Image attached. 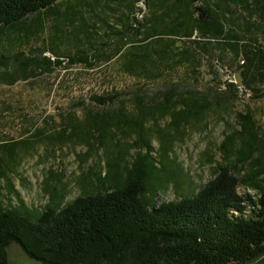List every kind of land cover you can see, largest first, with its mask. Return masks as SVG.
Wrapping results in <instances>:
<instances>
[{"label": "trees", "instance_id": "1", "mask_svg": "<svg viewBox=\"0 0 264 264\" xmlns=\"http://www.w3.org/2000/svg\"><path fill=\"white\" fill-rule=\"evenodd\" d=\"M61 1L0 0V44L10 30L25 23L29 16L51 12ZM108 1L114 9L117 2L121 7L124 5L121 16L130 8L132 14L134 7L130 0H82V3L86 8L96 5L105 8ZM139 2L144 3V7H139L143 17L132 15L131 23L118 19V27L125 32H116L114 36L123 43L113 48L107 60L120 59L128 45L145 47L146 52L129 56L126 70L134 77L137 73H150V79H154L165 76L159 67L173 69L188 64L195 68L200 65V51L207 52L215 47L224 53L230 51L237 58L245 57L240 79L246 87L257 90L264 83V44L259 39L264 33V0ZM237 9L260 21H251L252 17L247 20L239 14L244 24H231L228 19ZM82 12L83 9L71 8L73 18ZM79 19L80 22L68 20L67 27L58 29L60 35L57 36L63 39L67 29L77 24H81L77 27L81 33L92 26L85 24L83 18ZM246 34H250L249 42L243 43ZM184 40L189 43L181 47L179 43ZM77 43L73 46L78 47L79 52L67 55L68 61L85 63L89 67L101 58L103 49L112 47L87 38L79 39ZM150 43H154V48L148 50ZM87 44L91 50L94 48L93 52L81 49L80 46ZM51 55L56 59L63 57ZM144 61L152 64L156 72L152 69L138 72L137 68ZM13 63L16 66L13 67ZM61 63L47 56L25 57L22 52L12 56L0 54V84L13 85L20 80L51 73L53 66ZM191 71L196 75L197 70ZM232 86L237 92L240 89L235 84ZM121 96L122 93L94 96L92 101L97 108H103L105 114L96 112L92 124L98 129L112 125L129 127L141 132L142 140V124L112 113V109L107 112V109L113 108L111 106L116 102L119 105L132 102L148 116L157 112L171 113L188 123H199L216 108L227 111L230 104L228 98L218 96L212 89L201 91L179 82L167 85L164 91L153 96L144 90L137 91L133 99H121ZM238 119L242 124V148L236 147L235 133L225 137L221 151L226 163L215 169L213 180L194 197L156 206L153 199L158 188L154 187L152 191L153 199L148 193L152 170L158 167L148 152L138 155L132 164L122 158H111L105 176L94 168L84 173L85 191L66 207H62L65 196L60 193L62 173L55 176L56 183L44 182L50 198L44 210L34 213L23 201L18 206H1L0 264H12L8 256L12 244L42 264H264V137L250 113L240 114ZM37 139L40 140V130L28 140L3 142L0 137V180L10 181L14 174L12 167L21 162L20 150L28 152L38 143ZM232 157L236 159L233 167L227 164ZM246 167L248 171L242 179L233 172ZM176 178L173 179L179 186V178ZM239 184L252 189L255 194L240 195ZM9 189L10 194L18 196L11 181ZM232 210L239 212V216L231 214Z\"/></svg>", "mask_w": 264, "mask_h": 264}, {"label": "rangeland", "instance_id": "2", "mask_svg": "<svg viewBox=\"0 0 264 264\" xmlns=\"http://www.w3.org/2000/svg\"><path fill=\"white\" fill-rule=\"evenodd\" d=\"M130 1L134 7L132 14L130 8L128 13L126 10L121 16L109 1L105 8L103 5L86 8L82 0H62L51 12L42 11L29 16L25 23L5 35L3 44H0L1 55L12 56L22 52L25 57L47 56L62 63L53 66L51 73L37 75L27 81L20 80L13 85L0 84L1 140H28L40 130L38 143L32 145L28 152L20 150L21 162L12 167L14 174L10 181L18 196L10 194L9 180H0V207L18 206L23 201L34 213L44 210L50 200L44 182L56 183L55 176L60 173L63 174L60 193L65 196L62 207H66L85 191L82 179L84 173L94 168V171H100L105 176L107 162L111 158H122L132 164L138 155L143 156L148 152L158 167L152 170L148 197L153 199L152 191L157 187L159 191L153 199L156 206L164 202H176L196 196L213 180L215 169L226 163L221 151L226 136L235 133L238 138L236 147L242 148L240 114L250 113L264 137V83L257 90L241 83L244 56L237 58L232 52L224 53L215 47L207 52L201 50L200 65L195 68L188 64L173 69L159 67L165 76L154 79H150V73H137V77H134L126 70L129 56L146 52L145 47L132 48L128 45L120 59L107 60L113 48L123 43L114 36L116 32H125L118 27V19L131 23L132 15L140 16L139 7H144V3L139 0ZM70 6L76 10L83 9V12L73 18ZM239 14L247 20L252 17L251 21H260L258 17L253 18L237 9L228 19L231 24H244ZM80 17L85 24L92 26L81 33L77 28L81 24H77L67 29L63 39L57 36L60 35L58 29L67 27L68 20L78 19L80 22ZM83 38L112 47L103 49L101 58L92 67L85 63L71 64L67 55L79 52L78 47L74 48L73 45ZM249 38L250 34H246L242 42H249ZM259 39L264 44V33L260 34ZM188 43L189 40H184L179 45L185 47ZM80 47L89 53L94 51L88 44ZM151 48H154V43H150L148 50ZM51 53L63 57L56 59ZM152 61H155V57ZM151 69L156 72L152 64L144 61L137 71L150 72ZM193 69L197 70L196 75L191 73ZM176 82L206 92L212 89L218 96L228 98L230 104L227 111L216 108L203 116L199 123H188L171 113L164 115L157 112L148 116L132 102L126 105L116 102L107 112L112 109V113L137 120L143 125V140L141 132L129 127L112 125L98 129L93 126V115L98 111L105 114L104 109L97 108V104L92 101L94 96L122 93L121 99H133L139 90L153 96ZM232 84L240 88L238 92ZM235 160L232 157L227 164L233 167ZM247 171L246 167L233 172L242 179ZM175 176L179 178V186L173 179ZM238 189L241 195L244 190H250L242 184H239ZM250 191L253 192L252 189ZM8 256L12 264H42L29 258L16 244L8 248Z\"/></svg>", "mask_w": 264, "mask_h": 264}, {"label": "built area", "instance_id": "3", "mask_svg": "<svg viewBox=\"0 0 264 264\" xmlns=\"http://www.w3.org/2000/svg\"><path fill=\"white\" fill-rule=\"evenodd\" d=\"M237 190H238V193L241 195L242 193L239 192V189H237ZM248 190H249V189H248ZM246 193L255 194V193L251 192L250 190H249V191L244 190L243 194H246ZM231 214H234L235 216H239L240 213L237 212V211L232 210V211H231ZM247 214H248V212H246L245 215H247Z\"/></svg>", "mask_w": 264, "mask_h": 264}, {"label": "crops", "instance_id": "4", "mask_svg": "<svg viewBox=\"0 0 264 264\" xmlns=\"http://www.w3.org/2000/svg\"><path fill=\"white\" fill-rule=\"evenodd\" d=\"M122 1H124V0H122ZM117 5L115 6V9L117 10V14H120V15H122V13L124 12V5L121 7V5L117 2L116 3ZM121 9V10H120Z\"/></svg>", "mask_w": 264, "mask_h": 264}]
</instances>
